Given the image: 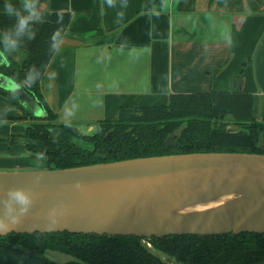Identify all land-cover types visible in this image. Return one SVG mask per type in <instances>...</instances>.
<instances>
[{
	"label": "crops",
	"instance_id": "obj_1",
	"mask_svg": "<svg viewBox=\"0 0 264 264\" xmlns=\"http://www.w3.org/2000/svg\"><path fill=\"white\" fill-rule=\"evenodd\" d=\"M123 4L40 0L42 13L72 14L42 82L58 123L92 137L98 123L117 121L122 108L167 106L177 94H251L256 112L260 106L264 113V0ZM23 119L22 104L0 95V138L24 135L30 121ZM0 154L14 159V165L38 157L22 143L1 142ZM17 170L0 167V172Z\"/></svg>",
	"mask_w": 264,
	"mask_h": 264
},
{
	"label": "trees",
	"instance_id": "obj_2",
	"mask_svg": "<svg viewBox=\"0 0 264 264\" xmlns=\"http://www.w3.org/2000/svg\"><path fill=\"white\" fill-rule=\"evenodd\" d=\"M58 15L63 17L62 24L57 23ZM71 21V13H43L42 20L30 25L33 38L25 33L18 38L14 50H5L3 33L15 21L0 13V53L5 60L0 64V74L23 87L45 112L44 118H37L25 109L23 120L30 121L26 133L0 138V143L24 144L28 153L47 158L48 170L192 153L264 155L260 145L264 122L257 117V100L245 93L177 94L167 106L122 108L117 121L98 123L92 137L82 136L74 126L58 123L43 94L42 82L56 52L50 48L52 34L59 28L65 33ZM19 52L24 53L21 62L14 59ZM0 95L20 104L2 89ZM183 124L187 128L176 139L177 146L167 149L165 140ZM80 140L92 148L81 146ZM145 241L154 250L174 258L176 264H264L261 234L142 239L69 233L0 237V264H57L47 258L48 251L78 260L67 264H167L153 254Z\"/></svg>",
	"mask_w": 264,
	"mask_h": 264
},
{
	"label": "water",
	"instance_id": "obj_3",
	"mask_svg": "<svg viewBox=\"0 0 264 264\" xmlns=\"http://www.w3.org/2000/svg\"><path fill=\"white\" fill-rule=\"evenodd\" d=\"M5 63L0 55V64ZM0 89L17 97L37 118L38 102L0 74ZM187 124L165 140L177 146ZM111 133L106 140L110 141ZM76 181L81 189L74 187ZM11 186L29 191L33 204L12 234H85L163 239L171 236L264 235V155L192 153L103 163L64 170L0 172V196ZM233 197L203 212L188 209ZM67 206L66 216L61 215ZM18 208V206H17ZM55 230L45 225L53 214Z\"/></svg>",
	"mask_w": 264,
	"mask_h": 264
},
{
	"label": "clouds",
	"instance_id": "obj_4",
	"mask_svg": "<svg viewBox=\"0 0 264 264\" xmlns=\"http://www.w3.org/2000/svg\"><path fill=\"white\" fill-rule=\"evenodd\" d=\"M40 0H20L19 6L12 3L11 0H5L3 5V13L14 18V24L6 29L3 33L5 50H14L18 46V38L25 33L32 37L30 25L35 21L43 19V13L39 10ZM108 7L116 6V0H106ZM124 7H127V0H124ZM118 13V16H122ZM63 17L58 15L57 23L62 24ZM13 35L15 38H13ZM65 33L63 28H59L53 32L51 37L50 48L55 49L57 54L61 49ZM74 187L81 189L82 184L76 181ZM33 204V198L29 191L22 187L11 186L6 193L0 196V232H7L14 226L21 223V219L26 215ZM18 206V208H17ZM53 214L50 216V222L45 225L48 230H55L59 224L60 219ZM68 212L67 206H63L61 215L66 216Z\"/></svg>",
	"mask_w": 264,
	"mask_h": 264
},
{
	"label": "rangeland",
	"instance_id": "obj_5",
	"mask_svg": "<svg viewBox=\"0 0 264 264\" xmlns=\"http://www.w3.org/2000/svg\"><path fill=\"white\" fill-rule=\"evenodd\" d=\"M0 55L2 56L1 53H0ZM23 57H24V53L19 52V55L14 56V59L16 61L21 62ZM42 91H43V89H42ZM261 116L264 118V113H260V106H259V112L257 113V117L259 118V120H261V118H262ZM225 121L227 122L226 124H231V126H232L231 128H233V129L235 128V126H233V123H230L229 119H225ZM78 143L81 146H85L89 149L92 148L91 146L87 145L83 140H80ZM260 145L262 147H264V137H262ZM25 159H27V158H25ZM11 160H14V159L9 158L5 154H0V167L17 166L18 170L13 171V172H26V171H22V170H27V169H29L28 171H45V170H43V168H45V167L48 170L47 158L43 157V156H38V157L34 158V160H28V159H27V161L16 160V162L18 163L17 165H14L15 162L11 161ZM145 244H147L148 248L152 250L153 254L157 258L162 260L163 262H165L167 264H176L177 263L174 258H171V257L165 255L164 253L160 252V251L154 250L153 246L150 243L145 241ZM46 256L48 259H50L51 261H53L57 264H67V263H71V262H78V260L76 258H74L70 255L61 253V252H57V251H48L46 253Z\"/></svg>",
	"mask_w": 264,
	"mask_h": 264
},
{
	"label": "bare ground",
	"instance_id": "obj_6",
	"mask_svg": "<svg viewBox=\"0 0 264 264\" xmlns=\"http://www.w3.org/2000/svg\"><path fill=\"white\" fill-rule=\"evenodd\" d=\"M231 199H233V197L221 198V199H219L217 201H214V202H211V203L194 206V207L188 209L186 212H203V211H209L211 209H214L216 207H219V206L223 205L224 203L230 201Z\"/></svg>",
	"mask_w": 264,
	"mask_h": 264
}]
</instances>
